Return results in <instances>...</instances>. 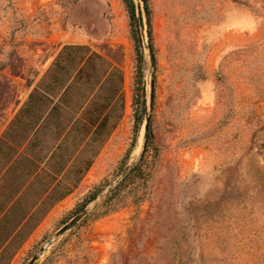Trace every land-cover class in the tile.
Wrapping results in <instances>:
<instances>
[{
    "label": "rangeland",
    "instance_id": "rangeland-1",
    "mask_svg": "<svg viewBox=\"0 0 264 264\" xmlns=\"http://www.w3.org/2000/svg\"><path fill=\"white\" fill-rule=\"evenodd\" d=\"M135 4L132 24L123 0H0V129L61 46L113 67L109 141L80 154L64 176L78 181L0 264H30L45 244L32 264H264V0H149L151 39Z\"/></svg>",
    "mask_w": 264,
    "mask_h": 264
},
{
    "label": "crops",
    "instance_id": "crops-1",
    "mask_svg": "<svg viewBox=\"0 0 264 264\" xmlns=\"http://www.w3.org/2000/svg\"><path fill=\"white\" fill-rule=\"evenodd\" d=\"M67 45L40 70L0 129V190L14 199L25 191L29 198L43 199L56 193L57 184L77 182L64 176L95 144L92 137L100 136L98 150H103L111 136L110 59L85 44L72 43L81 49ZM121 91L119 85L116 99ZM94 158L91 154L90 165H84L92 166Z\"/></svg>",
    "mask_w": 264,
    "mask_h": 264
},
{
    "label": "trees",
    "instance_id": "trees-1",
    "mask_svg": "<svg viewBox=\"0 0 264 264\" xmlns=\"http://www.w3.org/2000/svg\"><path fill=\"white\" fill-rule=\"evenodd\" d=\"M127 6L131 23L133 24L136 19V4L135 0H123ZM146 9L147 22L149 25V37L151 39V22L149 15V0H142ZM134 39L136 41V53L138 60V71L136 73L135 79V88H134V98L133 104L135 107V116L138 120L142 119V115L144 113V105H145V90L141 88V76H140V61H141V53L139 50L140 39L137 34H134ZM72 47V46H66ZM82 46H77V48L81 49ZM151 56L152 60L155 61V56L153 52V46L150 44ZM82 58V57H81ZM148 132L146 133L145 139V147H147L150 143V135H149V123L147 124ZM100 136L94 135L93 139H98ZM106 138V137H105ZM90 165V161L88 162ZM87 165L85 168H88ZM59 186V184H57ZM27 192V191H25ZM23 192L22 195L18 198H12V193L8 191L0 190V231H1V243H0V252H4L8 247L11 241H15L19 238L23 237L24 232L30 226L32 221L38 220V216L44 215L47 210V204L52 206L56 202L60 201L62 197H55L54 193H51L46 198H29L27 193ZM67 192H63L61 195L64 196ZM94 198V194H92L89 199L83 204V207L87 204V202L91 201ZM9 243L7 244V241Z\"/></svg>",
    "mask_w": 264,
    "mask_h": 264
},
{
    "label": "water",
    "instance_id": "water-1",
    "mask_svg": "<svg viewBox=\"0 0 264 264\" xmlns=\"http://www.w3.org/2000/svg\"><path fill=\"white\" fill-rule=\"evenodd\" d=\"M153 80L151 79L150 81V103L152 102V99H153ZM149 104H148V101L147 99L145 100V105H144V111H145V118H146V122L148 123L149 121V113H148V110H149ZM87 209V204L83 207V209L79 212V214L77 216H75L68 224H66L63 228H61L58 232V234L62 233L63 231H65L71 224H73ZM47 246V244H45L41 249H40V252H42L45 247ZM39 253L35 254L30 262V264H32L38 257H39Z\"/></svg>",
    "mask_w": 264,
    "mask_h": 264
},
{
    "label": "bare ground",
    "instance_id": "bare-ground-1",
    "mask_svg": "<svg viewBox=\"0 0 264 264\" xmlns=\"http://www.w3.org/2000/svg\"><path fill=\"white\" fill-rule=\"evenodd\" d=\"M141 142H142L141 139H139L138 147H139V145H140Z\"/></svg>",
    "mask_w": 264,
    "mask_h": 264
}]
</instances>
